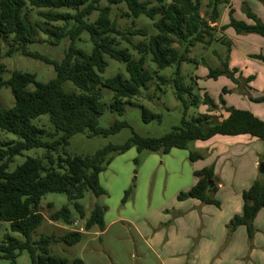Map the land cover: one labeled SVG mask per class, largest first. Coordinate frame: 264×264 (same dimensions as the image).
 I'll return each instance as SVG.
<instances>
[{
  "label": "trees",
  "instance_id": "trees-1",
  "mask_svg": "<svg viewBox=\"0 0 264 264\" xmlns=\"http://www.w3.org/2000/svg\"><path fill=\"white\" fill-rule=\"evenodd\" d=\"M258 1L264 5V0ZM224 3L227 2L209 0L208 12L202 16L199 0H0V90L10 89L14 96L11 107L5 108L0 104V259L16 264L18 257L28 252L32 264H84L81 259L69 261L50 254L53 243L74 246L81 242L82 233L67 232L61 237L42 235L40 240H33V234L45 222L41 204L48 194L64 195L67 204L50 216L51 221L73 225V208L80 220L86 221L87 232L94 228L104 232L107 207L95 204L90 216L86 217L80 201L89 191L97 198L106 195L99 177L116 154H125L132 148L139 154L144 151L169 154L173 149L188 150L191 143L206 142L216 136L248 135L264 142V121L249 111L226 108L225 113L216 118L201 114L198 118L187 119L190 107L200 102L213 111L218 110L207 93L202 99L194 97L189 100L188 96H193L194 89L186 84L182 65L197 62L189 54L198 44L211 46L217 41L216 24L220 21V7ZM119 5H125V16L133 21L145 16L153 23L156 33L149 36L146 29H137L134 25L127 31H120L111 18V7ZM33 9L46 10L38 13L42 22L32 21ZM94 14L97 18L91 21ZM232 14L233 10L229 11L230 22L221 27L223 31L231 28L237 34L264 36V24L253 13L247 12L248 18L254 21L251 25L236 21ZM38 30L54 47L69 40V48L62 60H52L28 50L29 45L39 43ZM85 33L92 43L90 54L76 47ZM132 37L144 39L134 44ZM122 41L127 42L131 50L120 48ZM177 44L180 49L175 47ZM224 44L229 52L230 43ZM4 45H7L5 52ZM132 51L139 55L138 59ZM17 53L52 66L55 77L42 83L36 74L14 70L5 80L3 76L7 71L2 60ZM147 57L156 70L146 69ZM106 58L123 64L128 77L119 73L103 80L102 75L109 66ZM256 58L264 62L262 55ZM166 69L173 70L171 80L161 75V71ZM208 69L211 79L225 77L237 86L242 84L234 78L237 70L231 71L227 61L220 68ZM153 80L158 81L160 90L162 86L172 85L174 98L183 106L179 126L160 138L133 133L124 144L107 145L89 156L61 154L76 134L88 132L90 137H108L129 127L124 121H117L107 129L99 127L104 114L101 88L114 93L111 110L122 117L125 106L132 105ZM67 84H71L76 92L67 91ZM223 91L229 93L226 89ZM220 101L225 106L223 96ZM257 102H264V96ZM40 117H48L53 131L48 132L34 124ZM142 119L145 123H161L162 115L143 108ZM2 133L16 138L2 141ZM33 149H45L46 153L43 157H27L11 170L16 158ZM189 158L195 162L201 156L191 152ZM194 177L195 185L179 193L177 200L196 199L205 205L219 206L214 199L218 181L214 169L208 167L195 171ZM132 192L131 188L125 193L123 203ZM242 198L243 213L235 216L227 228L231 233L244 226L252 238L254 221L264 209V174L243 193ZM3 225L6 229L1 238Z\"/></svg>",
  "mask_w": 264,
  "mask_h": 264
},
{
  "label": "rangeland",
  "instance_id": "rangeland-1",
  "mask_svg": "<svg viewBox=\"0 0 264 264\" xmlns=\"http://www.w3.org/2000/svg\"><path fill=\"white\" fill-rule=\"evenodd\" d=\"M199 1L201 2V14L205 16L208 12L207 3L209 0ZM223 1L227 3L222 4L220 7V23L227 24L230 22L229 9L227 8L230 3L234 10L232 17L236 21L248 22L247 12L250 11L258 16L261 19L260 22L264 24V14L260 13L264 11V5L258 0ZM102 6L104 7L106 4H102ZM45 11L33 9L31 11L32 21L42 22L43 20L39 18L38 13ZM126 12L125 5L111 7V18L115 21L120 31H127L134 25L137 29H146L149 36L156 33L153 23L145 16H141L138 20L133 21L125 16ZM96 18L97 14H94L90 20L94 21ZM220 35L222 34L218 35V39L220 40L213 42L211 46L198 44L191 50L189 57L195 59L197 62L182 65V76L186 84L193 86L194 89L193 96H188L189 100L192 101L194 97L202 99L205 92H208L214 104L218 107V110L213 111L209 106L200 102L197 106L190 107L187 115L188 120L198 118L201 114H209L215 118L224 114L226 107L221 103L220 97L226 96L223 91L226 86L228 88L236 86L232 92L235 98H241L245 95L248 99L255 93L250 90V85L255 90L259 87L255 79H246L248 80L246 83L248 88L245 90V84H241V81L240 87H237L231 79L221 77L215 80L208 77V68L217 69L222 67L223 62L218 57H228V48L224 44L227 39L230 43L237 45L235 47L243 56L250 54L263 55L264 57V41L258 40V37L262 38L263 36L258 34H237L233 29L227 31V38L224 35ZM37 38L39 43L29 45L28 50L40 53L56 61L62 60L70 45L69 40H65L57 47L51 46L48 44V37L39 30L37 31ZM143 39L142 37L131 38L134 44L139 43ZM6 46L4 45V52L6 51ZM76 47L90 54L92 43L87 33L81 36V40L76 43ZM125 47L130 48L127 42L122 41L120 48ZM175 47L180 49V45L178 44ZM232 50L231 57H237V54L234 53L236 50L233 47ZM132 53L136 59L139 58V55L135 51H132ZM106 59L109 62V66L102 75L103 80L112 78L119 73L128 77L123 64L108 58ZM2 64L5 65L7 71L3 76L5 80L10 78L11 72L14 70L36 74L37 80L42 83L48 82L55 77V71L52 66L25 57L20 53L13 54L11 57H4ZM248 64L245 63V65ZM145 67L151 72L156 70L155 65L150 61V57H147ZM246 68L251 70L255 67L249 64ZM245 71L246 69H244ZM161 75L171 80L173 70L166 69L161 71ZM236 75H234V78L238 80L241 76L236 77ZM221 79L226 80L218 81ZM158 87L157 80L150 82L148 89L143 90L139 97L133 100L132 105L125 106L122 117L111 110L114 93L107 88H101L103 94L101 104L104 108V114L100 118L99 127L107 129L117 121L127 122L129 127L108 137H90L88 136V132L76 134L70 139L69 146L61 154L71 157L89 156L107 145L124 144L132 137L133 133L141 137L151 138H160L170 133L181 123L183 106L174 98L172 85L167 84L166 86H162L161 90ZM66 90L76 92L71 84L66 85ZM224 101L225 106L227 105L230 108L231 101H228L227 98ZM0 104L5 108H9L14 104V96L10 89L4 88L0 90ZM143 108L162 115V122L153 121L145 123L142 119ZM216 113L218 114L216 115ZM34 124L44 128L48 132L53 131L48 117H40L34 121ZM15 138L14 135L5 133H2L1 136L2 141ZM257 141L255 140V143ZM201 143L203 142H193L189 145L188 150L173 149L169 154L149 151L139 154L135 148H132L125 154L114 155L110 166L99 177L100 184L106 191V195L97 198L89 191L85 195V198L80 201L86 212V217L90 216L95 204L107 207L105 231L100 232L98 228H94L87 232L85 229L86 221L80 220L74 209L71 208L74 223H76L75 230L82 233L84 237L80 243L74 246L53 243L50 246V254L68 259L69 261L81 259L84 264H195L199 256L197 255V247L201 245L202 249L203 247L205 248V243L209 238L208 232H206L207 224H203L200 212L198 227L189 223L186 228H180L179 225L174 223V218L178 216L179 219H183L180 218L182 215L174 211V209H177V206L180 205L177 196L179 193L185 192L182 189L192 182L194 177L192 173L193 164L199 161L202 163L207 161L210 164L209 167L213 169L214 167L220 169L227 164L233 170V176H235L234 171L239 167L238 176L240 177L246 173L245 167H248V162L245 166L244 164L248 159L249 152H254L246 146H241L240 149H235L234 153L217 154L220 142L212 141L210 142L211 144L205 142L206 146L199 147ZM258 143L263 144L264 142L259 140ZM220 146L222 147L221 151L225 152V146L222 144ZM244 148L246 149L244 150ZM191 152L198 153L201 158L192 162L189 158ZM45 153V149L27 151L23 157L16 158L15 162L11 165V170L17 165L22 164L27 157H43ZM263 153L261 151L259 154L255 152L253 154L259 160H262ZM214 154L215 157L211 159ZM136 159H139L140 162L136 163ZM259 176L261 175L259 174ZM131 188L133 191L131 196L126 203H123L125 193ZM66 204L67 198L64 195L48 194L45 197L40 208L45 222L33 234L34 241L40 240L42 235L61 237L70 232L62 222H53L50 219V216L54 212ZM188 221L190 220L188 219ZM184 223H181V225ZM5 229L6 225H3L1 238L4 235ZM81 229L84 232H81ZM251 243L252 241L247 245L248 252L242 260V264H253L250 256L253 250ZM225 246L223 247L224 249L226 248ZM223 250L221 249L213 253L210 256L211 261L216 262ZM0 264H11V262L0 259ZM16 264H32L29 253L23 252L18 257Z\"/></svg>",
  "mask_w": 264,
  "mask_h": 264
},
{
  "label": "crops",
  "instance_id": "crops-1",
  "mask_svg": "<svg viewBox=\"0 0 264 264\" xmlns=\"http://www.w3.org/2000/svg\"><path fill=\"white\" fill-rule=\"evenodd\" d=\"M229 11L233 10L232 6L229 3V7H227ZM234 13V10H233ZM260 13L264 14V11H261ZM254 14V13H253ZM255 15V14H254ZM256 16V15H255ZM258 18V16H256ZM248 18V17H247ZM258 20L261 21V19L258 18ZM245 23L251 25L254 24V21L248 18V22ZM227 24L219 23L217 25V34L216 38L218 40V35L222 34L227 38V31L222 30L221 27L227 26ZM215 26V25H212ZM222 30V31H221ZM220 35V36H222ZM220 40V39H219ZM259 41H264V36L262 38L258 37ZM226 42L230 41L227 39ZM237 45L230 43V51L228 52V57H218L222 62L227 61L229 69L230 70H237L236 77L241 76L238 78L239 82L241 81L242 84H245V90L248 88L246 86V83L248 80L246 79H255L258 82V88L255 90L250 85V90L255 92L253 95H251V98H247L245 95L241 98H235L234 94L232 93L236 86L233 88L226 86V90L229 92L225 96L230 102V108H234L237 110H243V111H249L257 118L264 121V102H257V99H260L264 96V62L257 59V55H250L246 54L243 56L238 50ZM233 49L236 50L234 52L237 54V57H231V54L233 53ZM232 50V51H231ZM263 56V55H262ZM245 63L252 64V67H255L254 69L248 70L249 68H246L248 65H245ZM244 67V68H243ZM244 69L246 71L244 72ZM226 79H221L218 81H222ZM240 87V86H237ZM260 90V91H259ZM209 95L208 92H205ZM225 94V93H224ZM223 96V97H224ZM228 108L229 106H224ZM221 108V107H220ZM218 113H216L217 115ZM248 135H241L236 137H228V136H222L219 138V136H216L212 138L209 141H206L207 143L211 144L210 142H220L223 146H225L226 151H221V146L219 144V149L217 148V154L219 153H234L235 149H240L241 146H246L247 148L253 150L256 154H259L264 152V143H258V139L253 137H247ZM255 140H258L257 143H255ZM262 142V141H261ZM206 146V143L203 142L200 144L199 147ZM218 146V145H215ZM236 147V148H235ZM246 148H244L245 150ZM200 150V148H198ZM254 152H249L248 159L245 162L244 166L248 162V167H245V174L242 176H238L239 167L236 169L235 176L232 175L233 170L231 167H228L227 164L225 166L218 169V167H214L215 176L218 178V181L216 183V189L217 192L214 195V199L219 202V206L215 205H205L201 203L199 200L196 199H189L185 201H179L180 205L177 206V209H174V211L180 213V218H183L182 220L179 219V216L174 218V223L176 225H179L180 228H186L189 223H192L195 227H198V221H199V212L201 213V217L203 219V224H207V230L209 238L207 242L205 243V248L200 245L198 248L197 255L198 258L196 260V263L198 264H242V260L246 256L248 252L247 245L252 241L251 247L252 251L250 253L251 259L253 261V264H264V209L261 210L255 221H254V229L255 233L253 237H249L247 233V229L244 226H240L236 228L233 232H229L228 225L230 221L235 216H240L243 213V198L242 195L245 191H247L255 181L260 179L259 174L261 175V164L264 163V153L262 160L254 156ZM215 157L212 156L211 159ZM210 166L209 162L204 161L202 162H195L193 164L192 173L194 176V172L208 168ZM196 183L195 177H193L192 182L187 184L184 190L185 192L191 189ZM106 216V215H105ZM188 219L191 221H188ZM184 223L181 225V223ZM226 242V244H225ZM226 245V246H225ZM226 247L225 249L223 247ZM195 248V249H197ZM223 250L221 254L219 255V259L216 262H212L210 256L219 251ZM212 262V263H210ZM245 264V263H244ZM249 264V263H248Z\"/></svg>",
  "mask_w": 264,
  "mask_h": 264
},
{
  "label": "built area",
  "instance_id": "built-area-1",
  "mask_svg": "<svg viewBox=\"0 0 264 264\" xmlns=\"http://www.w3.org/2000/svg\"><path fill=\"white\" fill-rule=\"evenodd\" d=\"M75 226H76V223H73V225L66 226V228H68L70 230V232H79V231L75 230ZM81 232H84V230L81 229Z\"/></svg>",
  "mask_w": 264,
  "mask_h": 264
},
{
  "label": "water",
  "instance_id": "water-1",
  "mask_svg": "<svg viewBox=\"0 0 264 264\" xmlns=\"http://www.w3.org/2000/svg\"><path fill=\"white\" fill-rule=\"evenodd\" d=\"M260 171H261L262 174H264V163L261 164Z\"/></svg>",
  "mask_w": 264,
  "mask_h": 264
}]
</instances>
